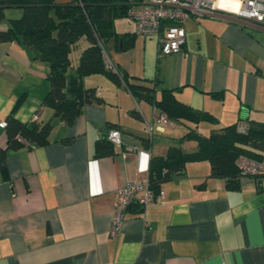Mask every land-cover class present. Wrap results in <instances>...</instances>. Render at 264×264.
I'll list each match as a JSON object with an SVG mask.
<instances>
[{"label": "crops", "instance_id": "1", "mask_svg": "<svg viewBox=\"0 0 264 264\" xmlns=\"http://www.w3.org/2000/svg\"><path fill=\"white\" fill-rule=\"evenodd\" d=\"M183 28L179 54L156 50L152 78L131 73L116 58L120 75L157 81L156 99L162 90H174L179 102L218 120L173 122L163 133L155 130L152 106L136 102L123 83L105 75L83 78L101 102L83 106L66 124L43 104L48 65L33 60L21 43L0 44V123L14 111L21 123L52 126L46 145L17 149L8 147L0 126V264H264L262 178L238 177L239 189L228 190L224 180L209 177L208 162L186 164L182 175L161 185L160 202L144 209L132 204L120 234L108 236L117 190L148 178L150 158L164 155L189 128L207 137L240 119L244 126L247 120L264 122V27L213 13ZM136 42L137 35L132 49ZM121 48L114 50L128 51ZM71 64L67 80L74 74L72 59ZM216 93L222 97H211ZM111 128L120 132L123 147L95 157L96 142ZM125 145L145 153L123 158ZM181 147L193 152L196 143Z\"/></svg>", "mask_w": 264, "mask_h": 264}, {"label": "trees", "instance_id": "2", "mask_svg": "<svg viewBox=\"0 0 264 264\" xmlns=\"http://www.w3.org/2000/svg\"><path fill=\"white\" fill-rule=\"evenodd\" d=\"M126 1L80 0L82 6H79L76 0H0V22L5 19L6 8L22 10L19 19L9 20L7 28L0 30V44L21 43L30 51L33 60L48 65L46 78L49 91L43 104L66 124L74 122L83 106L101 102L94 89L83 86V78L91 75H105L118 85L123 83L136 102L149 103L165 113L172 122L217 124L218 120L211 114L179 102L174 96V90L164 89L160 99H156V80L130 77L126 73L116 75L105 68L103 51L108 54L106 44L109 41H113L116 50L121 44L122 51L132 49L135 44V33L119 34L114 27L117 19L127 17ZM82 38L86 40L87 46L79 55L74 74L67 80L66 74L72 68L70 55ZM210 95L217 99L222 97L221 93ZM131 113L138 117L136 111ZM242 120L212 131L207 137L189 128L164 155L152 156L148 165V182L153 194L157 195L161 185L172 176L182 175L186 164L194 162H208L210 178L224 180L228 190H238L237 178L242 175L235 167L236 159L244 155L258 161L264 160V122L247 120L245 132L240 133L238 126L242 125ZM5 123L10 149L20 148L24 143L31 146H44L48 143L52 129L48 122L21 123L14 117L13 111ZM107 133L96 142L95 157L113 154L115 147L107 141ZM186 141L196 143L195 151L182 149L181 145ZM2 164L3 153L0 152V166Z\"/></svg>", "mask_w": 264, "mask_h": 264}, {"label": "built area", "instance_id": "3", "mask_svg": "<svg viewBox=\"0 0 264 264\" xmlns=\"http://www.w3.org/2000/svg\"><path fill=\"white\" fill-rule=\"evenodd\" d=\"M79 6L80 0H76ZM127 18L134 26L137 36L156 39L158 53L162 55L179 54L185 45L184 24L192 18H203L213 13L232 15L240 19L249 20L264 27V0H127ZM104 66L110 72L119 75L116 67L110 62L108 55L103 51ZM152 121L155 130L163 133L171 127L173 122L168 116L152 106ZM0 126L5 128L6 123ZM148 135L151 137L152 124L147 125ZM246 126L239 125L238 132L244 133ZM106 139L114 147L124 145L121 134L117 129H111ZM25 146L32 147L31 145ZM137 146L125 145L122 157L136 156L138 159L144 154ZM235 167L244 177H262L264 187V160L258 161L247 156H239ZM164 198V191L160 189L154 195L149 188L148 178L142 181L129 182L116 192L113 216L108 230L110 238H116L122 229L123 220L128 207L137 203L141 208L160 202Z\"/></svg>", "mask_w": 264, "mask_h": 264}, {"label": "rangeland", "instance_id": "4", "mask_svg": "<svg viewBox=\"0 0 264 264\" xmlns=\"http://www.w3.org/2000/svg\"><path fill=\"white\" fill-rule=\"evenodd\" d=\"M5 19L0 22V29H6L9 20L19 19L22 15V10L19 8H6L4 10ZM115 31L119 34L133 31V23L127 17L117 19L114 22ZM131 33V32H130ZM150 38V39H149ZM144 38L141 36H137L136 46L132 50H128L125 53L118 54L116 52L113 41H109L106 44V50L108 52V58L110 62L116 66V58L119 56V59L122 62L127 63L129 70L131 73H135L136 75H141L142 78H152L157 68L156 63V50H157V42L155 38L149 37ZM147 42L148 44L143 46V42ZM150 42H153V47L150 46ZM87 46V42L84 38L80 39L72 51L71 59L73 62V66L76 62V59L79 57L81 51ZM71 69H69L70 71ZM148 132V131H147Z\"/></svg>", "mask_w": 264, "mask_h": 264}, {"label": "water", "instance_id": "5", "mask_svg": "<svg viewBox=\"0 0 264 264\" xmlns=\"http://www.w3.org/2000/svg\"><path fill=\"white\" fill-rule=\"evenodd\" d=\"M259 185L261 186L262 184L259 182Z\"/></svg>", "mask_w": 264, "mask_h": 264}, {"label": "bare ground", "instance_id": "6", "mask_svg": "<svg viewBox=\"0 0 264 264\" xmlns=\"http://www.w3.org/2000/svg\"><path fill=\"white\" fill-rule=\"evenodd\" d=\"M116 148V147H115ZM262 183V182H261ZM263 185V184H262Z\"/></svg>", "mask_w": 264, "mask_h": 264}]
</instances>
